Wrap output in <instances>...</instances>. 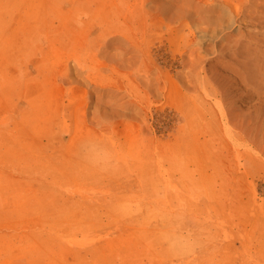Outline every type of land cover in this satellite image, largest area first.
Here are the masks:
<instances>
[{"label":"rangeland","instance_id":"rangeland-1","mask_svg":"<svg viewBox=\"0 0 264 264\" xmlns=\"http://www.w3.org/2000/svg\"><path fill=\"white\" fill-rule=\"evenodd\" d=\"M0 264H264V0H0Z\"/></svg>","mask_w":264,"mask_h":264}]
</instances>
